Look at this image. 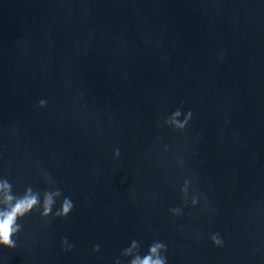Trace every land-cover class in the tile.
Returning <instances> with one entry per match:
<instances>
[{"label": "water", "instance_id": "95a60500", "mask_svg": "<svg viewBox=\"0 0 264 264\" xmlns=\"http://www.w3.org/2000/svg\"><path fill=\"white\" fill-rule=\"evenodd\" d=\"M0 178L74 204L0 264H264V0H0Z\"/></svg>", "mask_w": 264, "mask_h": 264}, {"label": "clouds", "instance_id": "9594fccd", "mask_svg": "<svg viewBox=\"0 0 264 264\" xmlns=\"http://www.w3.org/2000/svg\"><path fill=\"white\" fill-rule=\"evenodd\" d=\"M46 101L41 100L38 104L39 108H44ZM182 112L177 109L164 120V124L171 127L174 131L183 132L189 121L192 118V113L189 111L181 120ZM119 157V150L114 152V158ZM49 183L52 185L51 190H46L43 193L33 190L32 187H27L22 194H17L13 191V185L7 178H0V246L8 249L16 248L15 237L21 232L23 225L19 223L24 217L34 211L39 212L42 219H47L50 216L53 218L66 219L73 211L74 204L70 197H63L60 207L53 213V208L57 199L63 196L62 190L55 187V182L49 178ZM191 181L185 180L180 187L183 206L187 207L189 202L192 207L198 203L199 195L192 193L190 197ZM183 209L181 207L170 208L169 212L173 216H179ZM211 242L216 247H222L223 241L219 234L211 236ZM73 245H69L67 238L62 241V249L71 251ZM93 252H99L100 246L94 245ZM167 251V245L162 241H153L146 251L142 250L141 242L133 240L130 246L126 247L121 252L123 261L117 259L115 264H167V258L164 253Z\"/></svg>", "mask_w": 264, "mask_h": 264}]
</instances>
